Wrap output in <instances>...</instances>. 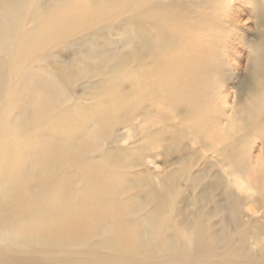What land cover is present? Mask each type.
Instances as JSON below:
<instances>
[{"label":"rangeland","instance_id":"obj_1","mask_svg":"<svg viewBox=\"0 0 264 264\" xmlns=\"http://www.w3.org/2000/svg\"><path fill=\"white\" fill-rule=\"evenodd\" d=\"M5 1L0 7L15 12L16 41L58 10L73 12L81 2L28 0L20 9L15 0ZM88 2L96 8L87 18L30 56L29 73L12 82L18 93L4 115L7 122L13 118V135L26 136L23 149L32 148L34 137L60 153L49 163L43 149L35 148L23 163L29 165L26 174L11 187L27 186L40 195L52 179L69 196L58 206L64 222L75 224L82 213H94L103 232L86 245L58 248L17 249L19 241L11 240L12 250L0 247V264L21 256L26 264H105L119 256L127 264H264V144L233 130L223 134L221 126L235 104L237 80L218 83L214 74L200 118L176 87L178 61L191 45L201 44L179 43L182 13L192 33L207 23L206 45L215 54L258 31L254 15L264 11V0H153L144 8L158 4L165 12L143 15L138 24L144 28L137 31L121 5ZM13 42L1 47L4 69L17 61ZM236 55L229 61L213 58L221 60L222 72L230 68L243 75L246 46ZM36 169L42 172L33 180ZM8 196L0 190L1 207ZM137 225L147 230L146 248L168 243L176 251L149 261L100 247L116 229L133 231ZM189 233L213 246V254L193 256Z\"/></svg>","mask_w":264,"mask_h":264},{"label":"bare ground","instance_id":"obj_2","mask_svg":"<svg viewBox=\"0 0 264 264\" xmlns=\"http://www.w3.org/2000/svg\"><path fill=\"white\" fill-rule=\"evenodd\" d=\"M80 1L75 11L64 12L58 10L51 18L38 24L35 29L23 35L18 41L14 40L15 33L12 30L14 20H12L11 14L15 12L6 5L0 7V51L1 47L4 50L5 48L8 49L10 43L14 40L17 57L16 63L12 67L10 66L9 69H4L0 59V190L9 194L6 197L5 206H0V247L4 249H13L8 244L11 240L19 241V245L16 246L17 249H21L25 244H40L53 248L75 244L86 245L93 236L101 235L103 232L96 224V214L94 213L86 215L82 213L81 222L75 224L64 222L65 218L59 214L58 206L66 203L69 196L63 194L64 190L61 191V188L64 187L61 185L54 186L52 179L46 182L40 195L27 186L19 189L11 187L14 181L26 174L29 165L24 167L23 163L35 153V148L38 150L39 148L43 149L46 158L44 162L50 163L55 156L60 155L56 145L50 147L43 145L41 143L42 139H34V137H31L32 148L26 146L23 149L27 143L22 142V140L26 136H15L11 133L13 118H10L7 122L4 114L10 108V100L18 93L17 87L15 88L12 82L15 78L23 77L25 73L26 75L29 73L30 56L32 54L34 55L37 52L39 54L43 47L68 33L77 21L87 18L89 12L95 10L96 7L89 4L88 0ZM151 1L153 0H98L96 4L103 7L107 6L105 3H108V5L113 4V6L115 4L121 5L123 9L127 10V13H131L132 29L137 31L144 28L138 24L143 20V15L156 16L165 12L158 4L145 9L144 5H148ZM9 2L10 0L5 1L6 4ZM27 2L28 0H15L16 6L20 9L26 8ZM140 8L141 12H139ZM184 21V13H182L177 22L179 30L182 32V36L177 37L179 43L185 45V42L189 44L195 40L197 43L201 42V44L199 46L191 45L186 52V58L178 61L179 71L177 73L178 80L176 81L178 96L186 100L195 116L200 118L209 104L207 96L212 92V86L215 82L214 74L219 75L221 81L218 83L230 82L236 79V101L231 112L225 114V119H223L221 125L224 127L223 134L226 131L233 130L236 133H245L261 139L264 144V11L255 12L253 24L254 28H258L257 32H252L247 37H241L239 40L237 38L238 46L223 47L215 54L206 45L208 41L207 23H200L201 31L192 33L191 28ZM231 22L233 23V21ZM185 32L187 38L184 36ZM243 45L246 46L248 53V63L244 74L236 76L230 68L222 72L221 60L215 61L214 55L218 57L225 56L227 60L230 58V54L238 57L236 55L238 47L241 48ZM239 57L241 58V56ZM1 94L6 96L4 101H1ZM9 140L12 145L8 144ZM34 141L37 144H33ZM40 170L36 169L35 177L33 176L31 179L37 180L42 172ZM67 189L70 191L69 188ZM49 197L51 198L49 199ZM94 203L104 205L101 200H95ZM109 205L105 204L107 209H109L107 207ZM193 236L191 237L189 233L188 243H191L193 247V256L213 254V246H207L197 233ZM146 237L147 230L141 225H137L133 231L126 230V228L116 229L107 240L101 241L100 247L110 248L122 254H137L149 261H154L159 253L171 255L176 251V247L168 243L148 249L146 248L148 243ZM126 262L127 260L123 256L111 260L105 259V264H127ZM82 263L80 262V264ZM3 264L26 263L21 256L19 258H7Z\"/></svg>","mask_w":264,"mask_h":264}]
</instances>
